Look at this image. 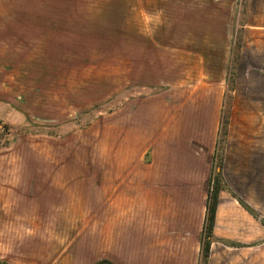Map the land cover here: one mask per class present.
Instances as JSON below:
<instances>
[{
  "label": "crops",
  "instance_id": "crops-1",
  "mask_svg": "<svg viewBox=\"0 0 264 264\" xmlns=\"http://www.w3.org/2000/svg\"><path fill=\"white\" fill-rule=\"evenodd\" d=\"M160 1L186 3L188 17L201 11L195 39L186 38L184 51H178L192 66L185 79L206 84L191 92L138 99L119 120L111 117L105 128L104 173L90 175L104 180L100 185L89 181L88 245L80 256L87 264H200L211 180L222 171L229 191L219 193L207 264H247L264 225L238 201L256 212L236 178L246 171L264 173V0ZM241 15L246 21L220 169L216 158L233 26ZM16 162V154L0 156V224H74L75 213L69 211L77 215L86 206L80 173H16ZM41 259L37 264H47Z\"/></svg>",
  "mask_w": 264,
  "mask_h": 264
},
{
  "label": "rangeland",
  "instance_id": "rangeland-1",
  "mask_svg": "<svg viewBox=\"0 0 264 264\" xmlns=\"http://www.w3.org/2000/svg\"><path fill=\"white\" fill-rule=\"evenodd\" d=\"M185 5L0 0V156L16 154V173H80L86 205L77 215L69 211L75 213L71 225L0 224V264L20 259L37 264L41 258L47 264H87L80 254L88 245L89 181L100 185L104 180L90 175L104 173L105 128L111 117L116 122L138 99L191 92L206 84L185 79L192 66L178 50L184 51L186 38L193 42L195 27L202 24L201 11L188 17ZM245 21L241 15L233 26V54ZM234 66L233 55L228 95ZM236 179L262 222L264 173L246 171ZM246 259L264 264V235Z\"/></svg>",
  "mask_w": 264,
  "mask_h": 264
},
{
  "label": "trees",
  "instance_id": "trees-1",
  "mask_svg": "<svg viewBox=\"0 0 264 264\" xmlns=\"http://www.w3.org/2000/svg\"><path fill=\"white\" fill-rule=\"evenodd\" d=\"M241 45V37L240 40L236 46V51H234V77L236 76V71L237 70V64L239 61V49ZM235 87V81L231 84L229 83V95L227 98V106H226V113L224 114L223 117V122H222V129H221V135H220V144H219V150H218V155L216 158V167L222 169L223 168V159H224V151H225V146H226V141H227V135H228V126H229V121H230V104L231 101V92L234 90ZM228 109V111H227ZM222 190L229 191L228 187L224 183L223 176H222V171L214 173L212 176L211 180V192H210V203L208 207V216L206 219V224L204 228V236H203V246H202V259L200 264H207L208 262V257L210 253V247L211 243L213 242L214 238L212 235V230L214 227V221H215V211L218 203V197L219 193ZM240 204L255 218H259L257 213L251 209L248 205H246L243 201L238 199ZM262 224L264 225V220H262ZM97 264H113L107 260H102L98 262Z\"/></svg>",
  "mask_w": 264,
  "mask_h": 264
}]
</instances>
